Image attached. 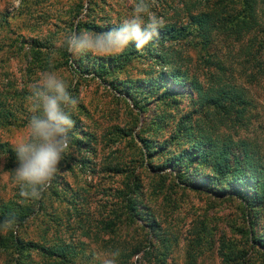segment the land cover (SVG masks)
Returning <instances> with one entry per match:
<instances>
[{
    "label": "rangeland",
    "instance_id": "1",
    "mask_svg": "<svg viewBox=\"0 0 264 264\" xmlns=\"http://www.w3.org/2000/svg\"><path fill=\"white\" fill-rule=\"evenodd\" d=\"M207 1L154 0L151 11L164 25L143 50L133 44L117 56L81 59L58 41L79 26L95 32L118 27L134 0H0V100L4 114L14 113L12 125L0 126V208L15 202L29 210L14 234L38 246L24 256L30 264H101L117 249V264H264V205L251 211L253 197L248 202L236 195L228 182L210 185V164L205 175L192 170L181 177L185 168L170 161L185 148L177 131L190 116L191 127L201 124L214 141L231 136L252 143L256 161L264 163V79L251 77L253 56L264 61V32L238 41L219 23L205 37L188 12H209ZM225 1L228 17L242 8L241 0ZM256 5L264 14V0ZM172 26L186 28L167 32ZM50 57L78 98L73 147L44 198L23 202L13 180L14 145L29 134V89ZM174 69L186 77L177 84L167 80ZM153 81L155 91L147 86ZM192 82L207 96L222 87L245 89L253 100L246 123L202 107L198 94L188 91ZM164 86L178 89L173 100L163 97ZM146 144L157 148L151 156ZM125 195L135 199L139 215H132ZM5 236L9 231H0V264H14L16 255L1 245ZM59 247L64 257L49 255Z\"/></svg>",
    "mask_w": 264,
    "mask_h": 264
},
{
    "label": "trees",
    "instance_id": "2",
    "mask_svg": "<svg viewBox=\"0 0 264 264\" xmlns=\"http://www.w3.org/2000/svg\"><path fill=\"white\" fill-rule=\"evenodd\" d=\"M241 1L242 8L235 12L232 10L233 13L228 17L224 13L226 7L224 6L226 3L225 0H208L206 9L210 11L199 12L197 14L189 11V23H191V25H196L197 29L201 31L205 37L217 29L220 23L222 27H224L223 30H230V35L235 37L238 41L247 34L259 29H262L264 32L263 21H261V17L264 14L261 15L259 13L256 5L257 0ZM201 3H204V1ZM221 8L223 12L220 11ZM185 28L186 27L183 26L176 29L172 26L171 30L167 32L173 31L176 33ZM80 29L79 26L78 31ZM260 45V47L264 49V41ZM252 49L253 45L248 44L246 48L248 53H251ZM253 58L256 59L257 62V72L251 74L252 81H261L264 79V61L258 60L256 56H253ZM81 59H84V56H82ZM167 78L169 82L174 81L175 83V81H178L177 79L186 77L180 75L179 70L174 69L168 72ZM182 81L181 79L180 82ZM154 84L155 81L148 83L147 86L151 87L150 90L154 89L153 91H155L157 86ZM164 87L163 97L168 100H173L174 93L178 92V89H176V87ZM137 89L138 88H131L132 93H135ZM188 91H190L192 96L193 93L198 94V102L202 100V107L204 104V107L206 106L207 109H213L220 118H226L236 125L243 126L253 108V100L248 97L247 91L234 85L227 88L222 87L213 94L207 96L201 84L192 82ZM5 107V102L0 100V126L12 125L11 119L14 117V113L10 110L8 115L4 114L3 108ZM190 120V116H187L185 123H183V126H180L177 131L178 137L183 139L180 145L185 146V148L181 153H176L174 157L171 158V165L174 168L179 165L185 168L184 173L180 174L182 175L181 177H183L185 173L193 172L205 175L206 169L210 164L212 172L208 174V176L213 182L210 185L218 187L223 182H228V185L233 186L236 195L242 196L248 202L251 197L254 198L257 207H255L256 205L253 206L251 211L260 209L264 205V163L262 161H256L254 153L256 146L246 140H234L231 136L221 142L214 141L209 135L204 133V128L201 124V127H191ZM144 141L146 142V140ZM146 148L148 149L149 156L155 153V149H157L148 144H146ZM151 149H153L152 152ZM197 166H202V168L197 170ZM192 170L194 171L191 172ZM125 196L128 198V208L131 210L132 215H139L135 207V199L130 195ZM28 212L29 210L27 208L15 202L6 203L0 208V221L14 214L17 220V225L15 227H20L25 223ZM1 239L3 250L12 251L14 255H16L13 260L14 264H30L24 256H29L32 250H38L37 245L25 243L19 237L15 236L14 230L9 231V237L5 236ZM48 252L50 256H57L60 258L64 257L66 254V250L61 247L58 249H50ZM226 259L228 260V258Z\"/></svg>",
    "mask_w": 264,
    "mask_h": 264
},
{
    "label": "clouds",
    "instance_id": "3",
    "mask_svg": "<svg viewBox=\"0 0 264 264\" xmlns=\"http://www.w3.org/2000/svg\"><path fill=\"white\" fill-rule=\"evenodd\" d=\"M154 0H134L132 13L118 27L106 31H71L65 34L60 47L74 57L91 55L109 57L122 54L130 45L143 50L159 36L164 20L151 11ZM29 89V134L14 145L13 180L23 202L40 201L51 187L60 166L73 147L72 130L76 121L72 111L78 98L69 90V84L58 77L54 59ZM17 220L13 215L0 221V231L14 230ZM120 250L101 258V264H117Z\"/></svg>",
    "mask_w": 264,
    "mask_h": 264
}]
</instances>
